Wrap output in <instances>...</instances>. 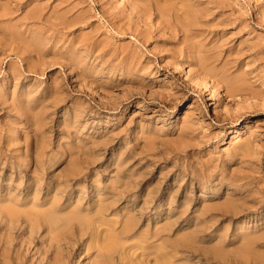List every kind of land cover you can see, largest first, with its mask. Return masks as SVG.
Listing matches in <instances>:
<instances>
[{
  "label": "rangeland",
  "instance_id": "obj_1",
  "mask_svg": "<svg viewBox=\"0 0 264 264\" xmlns=\"http://www.w3.org/2000/svg\"><path fill=\"white\" fill-rule=\"evenodd\" d=\"M156 2L167 19L153 0L144 22L127 0H0V264H264V200L218 215L264 193V0Z\"/></svg>",
  "mask_w": 264,
  "mask_h": 264
},
{
  "label": "bare ground",
  "instance_id": "obj_2",
  "mask_svg": "<svg viewBox=\"0 0 264 264\" xmlns=\"http://www.w3.org/2000/svg\"><path fill=\"white\" fill-rule=\"evenodd\" d=\"M140 0H127V2H128V4H129V6H130V9H129V13H130V15H132L135 19H136V21H138V22H144L142 19H146V16H147V12H148V9H145V7H141L139 4H138V2H139ZM153 9H154V11H155V14L154 15H156L158 18H163V19H167V17H163L164 16V11H165V7L163 6V7H161V6H158V2H156V0H153ZM153 11V10H152ZM170 12V11H169ZM118 16H116V15H114V16H112V19L113 18H117ZM164 21V20H163ZM136 28L138 27V26H135ZM126 30V29H125ZM137 30L138 31H141L140 29H138L137 28ZM139 34L141 35V32H139ZM143 36V38L145 37L144 36V34L142 35ZM180 39V38H179ZM158 56V55H157ZM156 56V57H157ZM160 59H161V61L162 62H164L165 61V58L162 56V55H160ZM166 62V61H165ZM188 82H190L191 83V81H189L188 79H186ZM215 82V81H214ZM192 86H194L195 88H196V84H193ZM212 86H213V84H212ZM211 86V87H212ZM196 92H197V95L198 96H200V95H203V92L201 91V89L198 87V89L196 88V90H195ZM212 95L213 96H215V99H220L221 98V96L219 95V93H218V91L216 90L215 91V93H212ZM210 100H211V97L210 98H208V106H211L212 107V116H213V118L214 119H216L217 121H222V117H221V115H220V111H217L216 110V107H213V103H211L210 102ZM194 106L193 105H189L188 106V108H193ZM201 113V112H200ZM227 115V114H226ZM232 115V114H231ZM229 121V120H228ZM190 129V125H188L187 127H186V130H184L183 131V133L185 134V136H191V132H189V129ZM113 142V141H112ZM109 146V145H108ZM129 152V151H128ZM136 158V157H135ZM203 166L201 167V171H203V172H206L207 173V171L206 170H208L209 169V165H207V164H202ZM155 170V169H154ZM122 171V170H121ZM207 175V177H213V175L212 174H209V173H207L206 174ZM155 176V175H154ZM154 176H153V174L152 175H149L148 177H143V178H141L140 180H138L137 182H134V181H130V182H126L127 184H129V183H132L130 186H127L126 187V185L124 186V187H121V188H115V189H112L113 191H111V192H109L110 193V195H120V196H125V197H130V195L132 194V190L134 189V188H136V186H138L139 188H138V190L137 191H140V192H143L144 191V188H142V186H144V184H149V182L151 181V180H153V178H154ZM216 176V175H215ZM165 179V178H164ZM222 180V179H221ZM232 183V182H231ZM200 184H201V182H200ZM232 184H235L234 182L232 183ZM117 186H118V184H117ZM182 189L185 191L186 189H187V183H184V185L182 186ZM146 190H147V193L145 194V197H144V199H142V205L138 208V209H136V203H137V201L138 200H141V195H139V196H137L136 198H132V202H133V204L131 205V209L132 210H134V211H136L137 213H138V215H140L141 217H144V211L147 209V208H150V203H152L153 201H156L157 200V197H156V195L158 194L159 195V191L160 190H157V189H155V190H153V189H148L147 187H146ZM233 191V194H232V197H231V199H232V202L231 201H228V202H226L225 203V207L222 209V210H220V212L218 213V215L221 217V221H223V220H234V219H236V218H238L239 216H242V215H245V214H247V213H250L253 209H257L258 208V206H261V201H263L264 200V193L262 192V197L260 198V196L259 195H256V196H259V198H257V197H255V196H250V198H247L248 196H246L245 194H244V192L243 193H236V192H234V190H232ZM245 191H247L248 192V189L247 190H245ZM181 192V191H180ZM249 193V192H248ZM136 194V193H135ZM134 196V195H133ZM184 196V201L185 202H194V197L193 196H190V195H187V194H184L183 195ZM115 201H119V198L118 199H114ZM182 203H180V205H181ZM263 204H264V202H263ZM98 205V204H97ZM152 207V206H151ZM189 209V208H188ZM56 210V209H55ZM199 210H200V214L202 213V211H203V213H205V212H207L209 209H208V207H203V206H200V208H199ZM196 211V210H195ZM170 214H175V212H174V209H170ZM185 212H186V209L184 208V209H182L181 211H179V215H178V219H180L181 218V216L182 215H185ZM93 213V212H92ZM101 213V212H100ZM176 213H177V211H176ZM35 214V213H34ZM46 214V213H45ZM208 214V213H207ZM48 215V214H47ZM83 215V214H82ZM92 215V214H91ZM48 216H50V214L48 215ZM81 216V215H80ZM88 216V215H87ZM79 217V216H78ZM203 217V216H202ZM74 218H75V216H74ZM80 218V217H79ZM56 219V218H55ZM85 219V218H84ZM206 219V218H205ZM205 219H202L201 221L199 220L198 222H193V224H194V230L193 231H195V230H197V231H200L201 233H203L204 235H205V232H203V227H205V226H207L206 225V222L208 221V220H206L205 221ZM54 220V219H53ZM39 221V220H38ZM57 222H58V219L56 220ZM61 221H62V219H61ZM64 221V220H63ZM76 221V220H75ZM88 221V220H87ZM50 223H51V221H49ZM54 222V221H53ZM65 222V221H64ZM63 222V223H64ZM84 222V221H83ZM59 223H60V221H59ZM59 223H56L57 225H59ZM62 223V222H61ZM60 223V224H61ZM76 223H78V222H76ZM176 223V222H175ZM50 226H52V225H54L55 226V223H53V224H49ZM61 226H63V225H61ZM81 226V225H80ZM133 226V225H132ZM212 226V225H211ZM156 227L157 226H155V229H156ZM52 228V227H51ZM56 228V227H55ZM59 228V227H58ZM79 228V227H78ZM119 228V227H118ZM134 228V227H133ZM162 228V227H161ZM48 229H49V227H48ZM47 229V230H48ZM57 229V228H56ZM56 229H54L55 231H56ZM62 230H63V228H62ZM61 230V231H62ZM81 230V229H80ZM128 230H129V225L128 224H126V225H123L122 226V228L121 229H119L118 231H116L118 234H116V235H124V234H126L127 232H128ZM135 230V229H134ZM48 231H50V230H48ZM131 231V230H130ZM152 231V230H151ZM153 231H154V229H153ZM210 231V230H209ZM154 232H156L155 233V236L159 233V231H154ZM60 233V232H59ZM140 234V233H139ZM113 235H115V234H113ZM159 235V234H158ZM125 236V235H124ZM82 237V236H81ZM116 237V236H115ZM121 237V236H120ZM135 237V236H134ZM137 237V236H136ZM139 237V236H138ZM142 237V236H141ZM140 237V238H141ZM119 238V237H118ZM143 238V237H142ZM114 236H112V235H109V237H107V240H106V242L103 244V245H101V244H99L98 243V241L96 242V243H94V242H91L90 243V245H88V247H87V250L89 251V250H91V249H93V248H95L97 251H99V253L101 252H103V253H110V251L114 248ZM117 239V238H116ZM181 239V238H180ZM203 239V238H202ZM201 239V240H202ZM119 240V239H118ZM205 240V239H204ZM122 241H125V240H121V245L122 244H124V243H122ZM160 241H162V239L160 240ZM177 243V242H176ZM57 244V243H56ZM55 244V245H56ZM64 244V243H63ZM83 244V243H82ZM81 244V245H82ZM120 245V244H119ZM123 246V245H122ZM121 246V247H122ZM58 247V246H57ZM84 247V246H83ZM128 247H132V246H128ZM128 247H123L122 249L123 250H125V248H128ZM176 247V246H175ZM177 248V247H176ZM59 249H61V247L59 248ZM81 249V248H80ZM58 250V249H57ZM83 250V249H82ZM116 250V249H115ZM78 251V250H77ZM62 252V251H61ZM112 252V251H111ZM97 253V252H96ZM96 253H94V254H96ZM102 253V254H103ZM190 253H194L193 251H190ZM28 254V253H27ZM104 254V255H105ZM186 254V253H185ZM101 255V254H100ZM81 256V255H80ZM113 256V255H112ZM115 256V255H114ZM113 256V257H114ZM119 256V255H118ZM162 256V257H161ZM161 256H158V260H160V262H158L157 264H165L163 261H164V259H163V255H161ZM79 257V256H78ZM94 257V256H93ZM97 257H98V254H97ZM142 257V256H141ZM74 259V258H73ZM81 259H82V257H81ZM95 260L93 261V264H105L106 262H105V260H100V259H96V258H94ZM111 259V258H110ZM125 259H126V257H125ZM141 259V258H140ZM120 261V260H119ZM123 261V259L121 260V262ZM43 262V261H42ZM87 262H90V261H87ZM112 262V261H111ZM116 262V261H115ZM144 262V261H143ZM90 263H92V262H90ZM113 263V262H112ZM85 264V263H84ZM121 264H127L126 262H123V263H121Z\"/></svg>",
  "mask_w": 264,
  "mask_h": 264
}]
</instances>
